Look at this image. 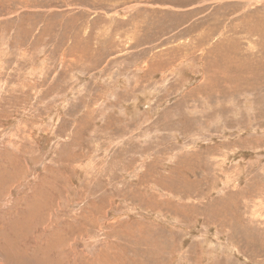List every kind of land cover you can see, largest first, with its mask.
Segmentation results:
<instances>
[{
    "label": "rangeland",
    "instance_id": "374dc122",
    "mask_svg": "<svg viewBox=\"0 0 264 264\" xmlns=\"http://www.w3.org/2000/svg\"><path fill=\"white\" fill-rule=\"evenodd\" d=\"M0 264H264V0H0Z\"/></svg>",
    "mask_w": 264,
    "mask_h": 264
},
{
    "label": "bare ground",
    "instance_id": "6f19581e",
    "mask_svg": "<svg viewBox=\"0 0 264 264\" xmlns=\"http://www.w3.org/2000/svg\"><path fill=\"white\" fill-rule=\"evenodd\" d=\"M17 259V258H16Z\"/></svg>",
    "mask_w": 264,
    "mask_h": 264
}]
</instances>
